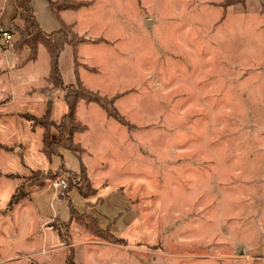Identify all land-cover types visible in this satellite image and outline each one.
Listing matches in <instances>:
<instances>
[{"label":"rangeland","instance_id":"374dc122","mask_svg":"<svg viewBox=\"0 0 264 264\" xmlns=\"http://www.w3.org/2000/svg\"><path fill=\"white\" fill-rule=\"evenodd\" d=\"M89 1L65 15L75 32L92 37L76 50L75 63L86 86L115 95L107 107L119 118L96 101L76 107L87 129L74 140L85 147L91 181L68 148L46 159L42 125L31 128L22 115H41L42 92L30 89L47 70V54L0 70V97L14 100L0 106V264L35 257L37 264H66L71 241L74 264H264L261 1ZM3 4L0 23L12 37L0 44L1 68L7 46L25 49L21 61L29 52L14 47V26L22 23L15 17L6 25L11 9ZM73 64V53L61 61L65 82L74 80ZM63 105L55 103L54 118ZM46 129L55 135L53 124ZM56 174L73 177L67 199V187L51 186ZM87 180L96 190L89 212L109 224L114 239L74 220L67 227L51 221L67 220L71 205L84 210L76 186ZM55 223L70 235L66 241ZM32 245L54 249L29 254Z\"/></svg>","mask_w":264,"mask_h":264},{"label":"trees","instance_id":"16d2710c","mask_svg":"<svg viewBox=\"0 0 264 264\" xmlns=\"http://www.w3.org/2000/svg\"><path fill=\"white\" fill-rule=\"evenodd\" d=\"M16 11V16L21 20V24L16 23L14 28L19 31V38L14 44V47L20 48L25 45L28 48V55L25 60L32 59L36 57L37 46L42 44L46 52L49 53V71L46 76V82L49 86H45L44 89H49L50 87H60L63 90L62 98H64L66 107L65 111L62 112L61 116L57 120L50 119V102L49 99L46 103V107L41 115H33L29 112H23L25 118L30 120V127H34L36 123L42 125V143L41 150L45 155L46 159L50 160L52 154H58L61 158L60 149L68 148L73 152L77 159H79V169L78 172L81 174H86L85 164L81 159V152L85 147L79 142L74 140V133L80 132L86 129V124L78 119L76 111V105L79 99H83L85 102L96 101L109 115L112 114L119 118L118 112L111 108L108 110V105L113 101L115 95L106 97L105 94H100L97 90H92L88 88L84 83H82L79 78L78 68L76 66L77 52L76 48L78 43L82 41L83 37L78 32H75L72 28V24L68 22H61L58 28L45 31L41 28L40 24L37 22L35 10L32 5V0H12ZM261 1L260 11L264 13V0ZM223 4L229 5L234 2L244 3V0H222ZM51 8L55 10L58 14L63 8L77 9L80 5L87 4V0H48ZM65 44H69L72 48V53L74 56V74L75 80L73 82H64L61 76V70L58 66L59 52ZM91 68V67H90ZM92 69V68H91ZM53 124L56 133L54 136L48 138L47 125ZM63 165V164H61ZM79 193L83 197H88L89 195L95 193V189L92 188L90 182L87 180L86 186L81 187L76 186ZM67 199L68 193L63 194ZM88 204L92 205L90 200H86ZM59 220V225L67 227L70 220H74L84 227L92 234L103 239H114L115 234L109 231V224L106 227H102L99 224V220L95 218L89 211L83 210L79 212L72 205L70 206L69 216L67 220L60 219L57 215H54L52 220ZM59 225L56 223L54 227L57 230L58 236L64 241H66L67 235L60 229ZM68 253L65 258L66 264H73L74 260V250L69 247Z\"/></svg>","mask_w":264,"mask_h":264},{"label":"crops","instance_id":"0c3cea01","mask_svg":"<svg viewBox=\"0 0 264 264\" xmlns=\"http://www.w3.org/2000/svg\"><path fill=\"white\" fill-rule=\"evenodd\" d=\"M88 1V3L87 4H84V5H80L77 9H80V8H82V7H85V6H87V5H89L90 4V1L89 0H87ZM7 3V2H9V6H10V9H11V14H10V18H9V20L6 22V25H8V23L10 22V20H12V18H15V16H16V11H17V9L15 8V6H14V4H13V1L12 0H0V22H2V18H1V15L4 13V10L2 9L3 8V5H5V4H3V3ZM37 2H39L38 3V5H39V7L43 10V12H38V8H36V4H35V0H32V5H33V8H34V10H35V15H36V19H37V22L40 24V26H41V28L43 29V30H45V31H49V30H52V29H55V28H58L60 25H61V22H60V20L62 21H64V22H68V21H66L67 20V18H65V15L67 14V13H69V12H71V11H77V9H70V8H63V9H61L60 11H59V13L57 14L56 12H55V10L53 9V8H51L50 7V5H49V3H48V0H40V1H37ZM66 19V20H65ZM71 23V22H70ZM3 24V23H2ZM5 25V24H4ZM86 30H84L83 32H81V35L83 36V37H85L82 41H80L79 43H78V46H77V48H76V50H78V48L80 47V44H82V43H84V42H87V41H92L91 40V35H88V36H86ZM97 36H100L99 34H97L95 37L97 38ZM95 38V39H96ZM7 48H10L9 50H10V52H4V53H2V55H3V58H4V66L1 68L0 67V70L2 71V69H3V71H4V69H8L9 70V68L11 69L12 68V66L14 67H18V66H23L24 64H26V63H28V62H30V61H35V60H37V58H38V56L40 55V53H43V55H45V54H47V64H46V71L45 72H43V73H41L40 74V79H41V82L38 84V85H33L32 87H31V91H33V87H36L37 88V90H39V91H41L42 92V95H41V105H42V110H41V112L39 113V114H41L43 111H44V109H45V107H46V103H47V101L50 99L51 100V102H50V116H51V119H55V120H57L62 114V112H64L65 111V107H66V103H65V100H64V98H62V89L60 88V87H52V88H50L49 90H44V89H41L40 87L41 86H44L45 85V83H47L46 82V76H47V74H48V71H49V68H48V65H49V53H47L46 52V49H45V47L42 45V44H39L38 46H37V51H36V57H34V58H32V59H29V60H25V61H21L22 60V58L25 56V54H23L24 53V48L23 49H17V50H15L13 47H8L7 46ZM8 50V51H9ZM11 51H13L15 54H16V57H14L13 59H11V57H10V55L9 54H11ZM60 54H59V57H58V66H59V68H60V70H61V76H62V79H63V81L65 82V77H63V68H61V61H62V59L63 58H65V56H68V57H70V55L72 54V48H71V46L69 45V44H65L64 46H63V48L61 49V51L59 52ZM74 57V56H73ZM68 61H69V59H68ZM78 67V66H77ZM1 71H0V74H1ZM73 72H74V70H73ZM78 74H79V72H78ZM80 78V77H79ZM74 80H75V74H74ZM74 80H68V82H73ZM82 81V80H81ZM83 83V82H82ZM85 84V83H84ZM88 87V86H87ZM33 88V89H32ZM89 88V87H88ZM54 97H55V99H54ZM4 99V100H3ZM1 98L0 97V106H4V105H6L7 103H11V102H14V100L12 99V97L11 96H6V97H4V98ZM81 101H84L83 99H79V101H78V103H77V105H76V107L79 105V103H81ZM56 102H64V105L63 106H61V110H60V115H59V117L58 118H54L53 117V114H52V109H53V107H54V105H55V103ZM89 102H93V101H89ZM89 102H85L84 101V104L85 105H88V103ZM101 107V106H100ZM29 112V111H26V110H21V112ZM101 111L99 110V113H100ZM6 113V112H5ZM29 113H31V112H29ZM75 113H76V111H75ZM32 114V113H31ZM34 115V114H33ZM103 115V114H102ZM106 119H107V116H106ZM85 124H87V123H85ZM86 129H87V127H86ZM85 129V130H86ZM48 133V132H47ZM78 132H75L74 133V138H76V134H77ZM51 136H54V131H53V133H51L50 134V136L49 137H51ZM75 141H77V140H75ZM78 142V141H77ZM63 149V148H62ZM81 159L83 160V162H84V164H85V172H86V174H88V176H89V178H90V180L92 179V177H91V175L89 174V171H88V162H87V159H85V156L83 155V154H81ZM92 181V180H91ZM72 186H74V185H72ZM70 187V186H69ZM69 187H67V189H66V193H68V189H69ZM84 198V200H85V203H86V206H85V208H84V210L85 211H90L91 210V208H93V206L92 205H90V204H88L87 203V201L86 200H91L89 197H83ZM97 206V205H96ZM83 212V211H82ZM91 212V211H90ZM53 215V214H52ZM52 215H50V216H48V217H46V218H44L43 220H41V225H43L44 224V221H48L47 219H49L50 217H52ZM54 216V215H53ZM63 220V219H62ZM71 221H73V220H71ZM70 221V222H71ZM52 228H54V227H52ZM55 230H56V228H54ZM56 233H57V230H56ZM84 233H86V235L88 236V232H84ZM57 235H58V233H57ZM67 235L68 236H70L69 234H68V232H67ZM59 239H60V241L62 242V240H61V238H60V236H59ZM43 240H44V238H43ZM87 240V239H86ZM82 242V241H81ZM71 243H72V248H73V250H74V262H73V264L74 263H78V261H77V247H76V244H75V242L74 241H71ZM83 243V242H82ZM60 245L61 244H57V245H55V247H60ZM84 246H85V244L82 246V248H84ZM32 248H30L29 249V251H26V252H28L29 254H37L38 252H40L41 251V249L43 248L44 250H42V251H44V252H48L47 250H50V249H52V248H49V247H46V246H40V247H36L35 245H32L31 246ZM53 249H54V246H53ZM52 249V250H53ZM81 249V248H80ZM31 251V252H30ZM48 256V258L49 259H52V254H51V252H50V254H48L47 255ZM39 258V257H38ZM35 260H30V262L28 263V264H37V257H35L34 258Z\"/></svg>","mask_w":264,"mask_h":264},{"label":"built area","instance_id":"2783aa9c","mask_svg":"<svg viewBox=\"0 0 264 264\" xmlns=\"http://www.w3.org/2000/svg\"><path fill=\"white\" fill-rule=\"evenodd\" d=\"M11 31L2 23H0V44L9 42L11 39ZM69 180H73V177L68 175L56 174L51 177V186L54 190H64L67 187ZM41 250H44L43 248Z\"/></svg>","mask_w":264,"mask_h":264}]
</instances>
